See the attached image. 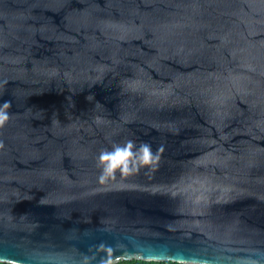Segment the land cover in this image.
<instances>
[{
  "label": "water",
  "instance_id": "1",
  "mask_svg": "<svg viewBox=\"0 0 264 264\" xmlns=\"http://www.w3.org/2000/svg\"><path fill=\"white\" fill-rule=\"evenodd\" d=\"M0 115V261L264 264V0H0Z\"/></svg>",
  "mask_w": 264,
  "mask_h": 264
},
{
  "label": "trees",
  "instance_id": "2",
  "mask_svg": "<svg viewBox=\"0 0 264 264\" xmlns=\"http://www.w3.org/2000/svg\"><path fill=\"white\" fill-rule=\"evenodd\" d=\"M0 264H12V263L0 261ZM114 264H192V263H182V262H176L170 260L157 261V260L129 259V260H119Z\"/></svg>",
  "mask_w": 264,
  "mask_h": 264
},
{
  "label": "clouds",
  "instance_id": "3",
  "mask_svg": "<svg viewBox=\"0 0 264 264\" xmlns=\"http://www.w3.org/2000/svg\"><path fill=\"white\" fill-rule=\"evenodd\" d=\"M7 103H8V102H5V107L7 106ZM4 118H5L4 115H0V122H2Z\"/></svg>",
  "mask_w": 264,
  "mask_h": 264
}]
</instances>
